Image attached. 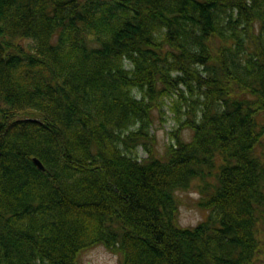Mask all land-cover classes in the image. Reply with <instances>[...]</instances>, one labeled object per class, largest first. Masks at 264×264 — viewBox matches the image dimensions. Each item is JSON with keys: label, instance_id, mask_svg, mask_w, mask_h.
<instances>
[{"label": "trees", "instance_id": "16d2710c", "mask_svg": "<svg viewBox=\"0 0 264 264\" xmlns=\"http://www.w3.org/2000/svg\"><path fill=\"white\" fill-rule=\"evenodd\" d=\"M263 220L264 0H0V264H253Z\"/></svg>", "mask_w": 264, "mask_h": 264}, {"label": "rangeland", "instance_id": "374dc122", "mask_svg": "<svg viewBox=\"0 0 264 264\" xmlns=\"http://www.w3.org/2000/svg\"><path fill=\"white\" fill-rule=\"evenodd\" d=\"M172 102V97L166 99L163 104V109L165 110L163 119H156L155 129L158 135L159 148L161 150H164L167 142L170 143L172 130H175L178 126L175 119V112L171 106ZM156 114H158L157 116L159 117V111L156 112ZM182 135L186 140L190 139L192 136L189 128L183 129ZM139 154L141 156L146 155L142 147L139 148ZM176 196L179 202L178 220L182 226L191 227L208 218L209 209L199 204L202 195L197 190L195 183L188 189L177 190ZM260 236L263 241L253 264H264V220L260 225ZM121 260V254L110 250L103 244H97L81 251L78 257V264H121Z\"/></svg>", "mask_w": 264, "mask_h": 264}, {"label": "water", "instance_id": "95a60500", "mask_svg": "<svg viewBox=\"0 0 264 264\" xmlns=\"http://www.w3.org/2000/svg\"><path fill=\"white\" fill-rule=\"evenodd\" d=\"M34 161L36 162V164L41 168V169H44L45 166L43 165L42 161L37 158V157H34Z\"/></svg>", "mask_w": 264, "mask_h": 264}]
</instances>
